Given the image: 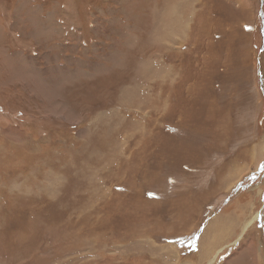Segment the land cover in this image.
<instances>
[{"label":"rangeland","instance_id":"obj_1","mask_svg":"<svg viewBox=\"0 0 264 264\" xmlns=\"http://www.w3.org/2000/svg\"><path fill=\"white\" fill-rule=\"evenodd\" d=\"M127 246L264 264V0H0V264Z\"/></svg>","mask_w":264,"mask_h":264},{"label":"bare ground","instance_id":"obj_2","mask_svg":"<svg viewBox=\"0 0 264 264\" xmlns=\"http://www.w3.org/2000/svg\"><path fill=\"white\" fill-rule=\"evenodd\" d=\"M258 149V146H256L253 150L256 151ZM32 158V157H31ZM254 222H247L244 226L243 232L247 230V228H249L250 225H252ZM154 248V247H153ZM235 248V247H234ZM128 249V254L126 257V260L131 261L133 260L135 262V264H143L144 260L147 259L151 254H155V251L152 249L151 246H137L136 248H134L133 246H127ZM215 251V250H213ZM238 249L237 251L235 250L234 252L238 253ZM215 254V253H214ZM136 256V257H135ZM216 256V255H215ZM135 257V258H134ZM178 257V256H177ZM134 258V259H132ZM150 258V257H149ZM211 260V259H210ZM209 260V261H210ZM150 261V259H149ZM165 261V260H163ZM137 262V263H136ZM154 262V260H153ZM146 262H144L145 264ZM209 263V262H208Z\"/></svg>","mask_w":264,"mask_h":264}]
</instances>
